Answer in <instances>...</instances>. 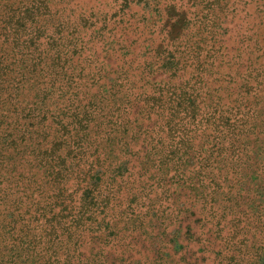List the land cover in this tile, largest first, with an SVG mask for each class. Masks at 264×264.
<instances>
[{
  "label": "trees",
  "instance_id": "obj_1",
  "mask_svg": "<svg viewBox=\"0 0 264 264\" xmlns=\"http://www.w3.org/2000/svg\"><path fill=\"white\" fill-rule=\"evenodd\" d=\"M55 2L0 0V264H108L99 249L85 256L82 242L92 233L105 245L106 226L113 224L105 218L117 195L110 186H120L128 173L113 158H118L115 146L122 150L130 143L105 139L113 133L132 136L130 95L138 88L145 94L149 86L151 93L141 100L156 121L151 130L156 136L146 138L149 154L181 168L198 155L202 171L210 174L199 178L212 192L203 203L208 218L215 232L222 225L234 228L218 264H264V212L259 213L264 207L252 205L260 196L264 203V89L256 81L264 72L262 46L251 45L255 55L238 77L240 88L232 91L221 58L227 52L203 45L205 53L188 50L168 35L167 46L156 51L163 56L160 80L151 82L152 60L136 74L118 64L121 76L106 78L99 59L80 54L87 49L81 33L89 20L70 24L60 18L53 24ZM257 63L261 70L253 67ZM183 70L190 75L181 82ZM100 79L91 94L90 83ZM199 127L208 134L196 140L191 132ZM220 162L233 165L235 179L217 178L210 168ZM250 162L259 165L251 169ZM190 177L186 173L184 182H192ZM256 182L262 183L259 195ZM246 188L251 190L243 194ZM156 213L157 221L167 215L166 209ZM252 222L248 238L241 224Z\"/></svg>",
  "mask_w": 264,
  "mask_h": 264
},
{
  "label": "rangeland",
  "instance_id": "obj_2",
  "mask_svg": "<svg viewBox=\"0 0 264 264\" xmlns=\"http://www.w3.org/2000/svg\"><path fill=\"white\" fill-rule=\"evenodd\" d=\"M263 3L264 0H56L52 23L56 24L60 18H66L70 24L80 18L79 22L89 20L81 33L87 49L80 54L81 57L92 54L93 59H99L102 76L106 78L121 76L123 70L118 68V64L124 63V69L128 67L131 73L136 74L143 71L145 62L152 60L151 71H148L151 82L160 80L164 77V69L160 68V57L163 56L157 57L156 51L167 46L166 35L172 40L177 38L176 43L182 40L188 50L195 47L200 53L214 46L219 53L227 52L221 58L226 62L223 67H227V73L231 75L228 84L232 91L240 88L242 80L238 77L248 68L250 61L247 59L255 55L251 54V45L257 43V46H262L259 54L264 55ZM202 45L206 47L199 49ZM262 55L260 61L263 60ZM253 67L263 68L259 63ZM189 72L182 71L181 82L190 75ZM100 80L90 83L91 94L102 82ZM256 81H260L264 89V72ZM139 85L140 82L137 83ZM150 88L145 94H141L143 90L138 88L134 95H130L134 102L130 115L132 136L106 135L107 142L130 143L122 150L115 146L118 158H113L114 162H122L128 173L120 186L119 182L118 186H110L117 195L116 205L109 209L105 218V221L113 223L106 226V234L109 235L105 245L100 246L101 243L89 233L88 239L82 241L84 250H88L84 255L88 257L99 249L103 256H107L108 264H218L228 253L226 239L234 228L231 224L225 228L222 225V231L215 232L208 218V208L203 207V203L205 196L212 195V192L199 178L210 174L208 170L202 171L196 158L198 152L194 154V161L182 168L173 160L165 162L169 160L167 157L161 162L159 154H149L146 138H149L156 121L153 124V116L141 106V100L151 93ZM86 91L88 94V89ZM206 134L208 129L204 127L191 132L196 140ZM113 147L112 143L110 148ZM255 160H258L257 156ZM258 165L250 162L251 169ZM210 169L218 174L219 179L233 180L236 177L232 164L214 163ZM103 170L106 171L105 168ZM186 173L192 182H184ZM234 182L239 188L237 181ZM260 185L258 182L253 185L256 195L263 192ZM250 190L246 188L242 193ZM239 198L236 196L235 200ZM262 199V196L258 197L252 205H261L262 209ZM214 202L217 206L222 204L219 198ZM244 202L240 200L243 208ZM159 208L167 212L162 221H157ZM151 210L153 213H147L144 219L143 214ZM220 212L215 210L216 215ZM254 212L258 213L257 210ZM253 225V222L248 226L241 224L242 232L248 238L251 235L248 231L255 227Z\"/></svg>",
  "mask_w": 264,
  "mask_h": 264
}]
</instances>
